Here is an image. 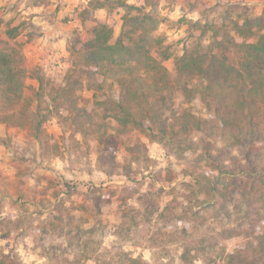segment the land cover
Listing matches in <instances>:
<instances>
[{
  "label": "rangeland",
  "instance_id": "rangeland-1",
  "mask_svg": "<svg viewBox=\"0 0 264 264\" xmlns=\"http://www.w3.org/2000/svg\"><path fill=\"white\" fill-rule=\"evenodd\" d=\"M105 1L107 6L98 8L95 0H0V16L19 27L16 42L22 44L27 68L25 98L33 110L40 105V115L47 117L40 132L37 119L32 126L0 124V264H226V255L246 243V238H226L242 229L238 220L245 216L237 206L246 210L242 185L233 191L230 209L237 210L232 218L216 213L215 198L195 186V172L204 165L198 153L182 157L176 148L138 130L120 136L112 116L102 127L101 140L86 135L76 127L69 103L56 110L53 96H36L38 76H44L47 91L54 88L52 81L64 85L65 75L79 62L71 57L74 40L92 38L99 21L112 25L117 38L124 3L134 7L133 14L155 13L153 34L168 46L165 66L175 77L174 65L186 49L212 41V34L201 36L194 23L217 24L229 5L236 19L258 18L264 14V0ZM6 30L0 28V37ZM81 77L82 84L74 88L78 108L95 107L99 125L105 115L97 106L101 92L85 72ZM111 83L103 91L114 97L118 92ZM175 99L182 103L178 94ZM182 104L197 117L210 119L202 102ZM193 137L200 153L209 138L201 133ZM145 208L153 214L147 216ZM166 209L184 217L190 228L158 218L162 211L170 212ZM245 226H252L250 219Z\"/></svg>",
  "mask_w": 264,
  "mask_h": 264
},
{
  "label": "trees",
  "instance_id": "trees-1",
  "mask_svg": "<svg viewBox=\"0 0 264 264\" xmlns=\"http://www.w3.org/2000/svg\"><path fill=\"white\" fill-rule=\"evenodd\" d=\"M89 2L93 4V0ZM106 3L95 0L98 8H105ZM122 4L125 13L119 36L114 38V27L99 21L92 38L74 40L71 57H78L79 62L65 75L64 85L52 81L54 88L47 91L44 76H38L40 90L36 96H53L56 110L69 103V109L75 112L76 127L100 140L105 134L102 127L112 116L118 121L120 136L138 130L176 148L182 157L198 153L204 165L195 172L196 188L215 198L216 213L223 212L231 219L238 206V214L245 216L238 220L240 232H228L226 238L242 237L246 243L226 255V264H264V205L258 208L264 204V14L236 19L234 6L229 5L225 7L227 15L217 24L194 23L201 36L211 33L212 41L206 47L197 44L194 49H186L176 60L173 78L165 66L168 46L164 48L153 34L157 26L155 13L133 14L134 7ZM11 22L0 16V28L7 27L4 38L0 37V124L32 126L37 119L35 129L40 132L47 117L40 115V105L33 110L31 101L25 98L26 61L22 44L16 42L19 27H12ZM154 51L163 56L158 59ZM84 72L101 92L97 106L105 110V115L99 125L92 113L95 107L89 111L77 105L79 97L74 88L82 84ZM108 80L112 82L110 88L118 92L114 97L103 91ZM177 94L182 103L202 102L210 119L199 118L184 108L176 101ZM196 133L209 138L200 153L198 141L193 140ZM106 142L111 145L113 140L108 137ZM241 185L246 210L239 205L232 210L233 191ZM144 213L153 214L146 208ZM158 218L177 222L183 230L190 228L184 217L174 216L171 211H162ZM246 218L252 226H245Z\"/></svg>",
  "mask_w": 264,
  "mask_h": 264
}]
</instances>
